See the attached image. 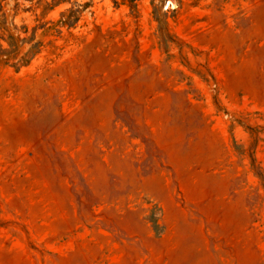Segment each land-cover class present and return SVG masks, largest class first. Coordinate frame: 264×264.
<instances>
[{"label": "rangeland", "instance_id": "rangeland-1", "mask_svg": "<svg viewBox=\"0 0 264 264\" xmlns=\"http://www.w3.org/2000/svg\"><path fill=\"white\" fill-rule=\"evenodd\" d=\"M8 35L0 264H264V0H0Z\"/></svg>", "mask_w": 264, "mask_h": 264}, {"label": "trees", "instance_id": "trees-1", "mask_svg": "<svg viewBox=\"0 0 264 264\" xmlns=\"http://www.w3.org/2000/svg\"><path fill=\"white\" fill-rule=\"evenodd\" d=\"M8 37L10 38V40L8 41V44L14 48L13 49H5V48H2V46L0 44V66H4L13 60H15V61L11 62L12 63L11 65H13V66L25 65L38 52V50H37L38 44H34V45H31L30 48L24 54H22L19 58H17L19 55V52H20L19 46L15 42V40L17 38L15 39L12 35H8ZM25 39L26 38L21 40L22 44L24 42L30 41L29 38H27L26 40Z\"/></svg>", "mask_w": 264, "mask_h": 264}]
</instances>
